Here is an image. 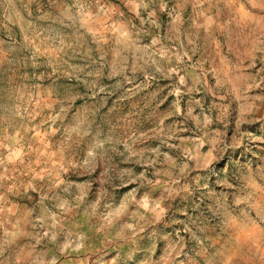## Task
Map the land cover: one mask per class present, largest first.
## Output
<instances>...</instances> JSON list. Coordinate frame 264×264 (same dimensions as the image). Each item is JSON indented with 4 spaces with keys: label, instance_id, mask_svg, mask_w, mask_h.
I'll list each match as a JSON object with an SVG mask.
<instances>
[{
    "label": "rangeland",
    "instance_id": "1",
    "mask_svg": "<svg viewBox=\"0 0 264 264\" xmlns=\"http://www.w3.org/2000/svg\"><path fill=\"white\" fill-rule=\"evenodd\" d=\"M0 264H264V0H0Z\"/></svg>",
    "mask_w": 264,
    "mask_h": 264
}]
</instances>
